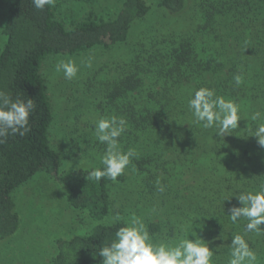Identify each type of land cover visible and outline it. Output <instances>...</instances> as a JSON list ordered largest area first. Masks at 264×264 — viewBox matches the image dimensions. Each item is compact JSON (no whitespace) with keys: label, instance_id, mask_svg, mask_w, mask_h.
I'll return each instance as SVG.
<instances>
[{"label":"trees","instance_id":"obj_1","mask_svg":"<svg viewBox=\"0 0 264 264\" xmlns=\"http://www.w3.org/2000/svg\"><path fill=\"white\" fill-rule=\"evenodd\" d=\"M159 5L178 18L179 25H165L149 40L135 42L129 57L109 69L104 79L100 76L104 68L89 77L87 94L100 98L94 102L100 115L111 113L127 120L128 128L119 138L122 150L135 148L138 154L113 182L86 178L92 167L101 166L92 157L105 150L89 120L85 162L79 169L61 171L63 159L50 138L54 115L41 69L50 55L126 45L133 26L149 15L152 6L148 0H124L113 18L90 16L67 27L57 18L54 4L41 11L31 0H0V12L8 8L0 91L14 99L31 98L35 104L30 131L25 136L9 135L0 143V239L16 234L21 225L14 191L40 172L68 191L73 208L88 211L99 222L87 234L58 238L53 264H101L98 248L124 226V222L104 223L112 213V189L134 179L145 184L150 195L161 193L157 180L164 194L183 186L177 189L187 192L180 194L185 206L191 204L197 215L211 217L209 234L224 243V256L232 234H243L246 221L233 225L227 214L238 204L235 195L254 190L264 180V148L251 136L245 120L255 111L264 115V0H195L193 5L192 0H161ZM237 74L244 80L240 86L233 80ZM202 86L241 105L245 119L231 135L220 138L213 129L188 125L193 117L187 98ZM96 107L92 108L98 113ZM249 124L254 127L250 119ZM150 228L161 229L159 224ZM246 239L264 264V236L249 233Z\"/></svg>","mask_w":264,"mask_h":264},{"label":"rangeland","instance_id":"obj_2","mask_svg":"<svg viewBox=\"0 0 264 264\" xmlns=\"http://www.w3.org/2000/svg\"><path fill=\"white\" fill-rule=\"evenodd\" d=\"M10 1L12 0H7ZM123 1L55 0L53 4L57 18L70 27L90 16L113 18ZM160 1L148 0L152 9L146 18L133 26L126 45L122 43L108 49L97 47L76 55H50L43 61L41 74L45 79L54 115L50 138L52 145L62 156L63 173L85 162L82 155L85 149H90L85 139L91 131L87 121L93 124L101 116V109L94 103L97 99L100 101V98L92 93L87 94L91 82L89 77L96 74L97 68H104L100 72L104 79L108 76L106 72L110 71L109 69L118 68L124 59L129 57L135 42L149 40L150 34H158L159 29L165 25H179L178 18L170 17L159 5ZM194 1L192 0V5ZM7 14V7L0 12V51L6 42L3 28ZM60 59L75 60L80 66L75 79L68 81L62 73L55 72V64ZM89 60L91 67H87ZM93 106L97 108L98 113L94 112ZM111 115L109 113L108 116ZM100 156L94 155L93 161H99ZM89 158L91 159V156ZM142 185L134 179L113 187L112 213L104 223L124 222L135 213L144 219L155 240L167 241L181 235V226L191 224L192 220L197 219L195 224L203 228L197 227L195 231L205 241L210 242L209 247L215 250L213 264H226L227 256L221 252L224 243L218 238L213 239L209 234L210 229L213 230L211 217L197 215L191 211V204L185 206V199L180 194L187 195V192L177 189L183 186H174L172 192L167 194L161 192L159 195H150L144 188L145 184ZM13 197L17 202L21 225L16 234L0 239V264H53L58 238L87 234L99 223L88 211L73 208L68 202V191L46 172L38 173L16 189ZM117 215L120 217L118 221L114 219ZM151 224H159L161 229L154 232L150 228ZM189 238L195 239L191 235ZM258 264L261 263L258 261Z\"/></svg>","mask_w":264,"mask_h":264},{"label":"clouds","instance_id":"obj_3","mask_svg":"<svg viewBox=\"0 0 264 264\" xmlns=\"http://www.w3.org/2000/svg\"><path fill=\"white\" fill-rule=\"evenodd\" d=\"M37 10H44L53 4V0H31ZM87 67H91V60ZM80 66L75 60L60 59L55 64V72L62 73L64 79H75ZM236 86L243 84L240 74L233 77ZM187 108L192 114V122L204 130L213 129L215 135L224 138L239 128L242 119L241 105L233 98L218 95L214 88L202 86L189 93ZM35 109L33 99H22L0 91V143L9 135L25 136L30 131V116ZM249 119L254 125L249 124ZM247 130L257 138V143L264 148V115L255 111L251 113ZM128 128L127 120L116 115L101 116L94 122V136L105 145V150L99 158L100 167H92L87 173V180L100 181L108 178L113 182L123 175L137 157L135 148L122 150L119 138ZM80 163L76 168H80ZM159 192L165 188L157 180ZM238 204L230 208L227 214L231 224L237 225L241 220L244 224L243 234L233 233L228 245L226 264H258V255L250 247L246 237L254 233L257 237L264 236V180L254 190L241 191L237 195ZM231 200V198L227 199ZM119 215L114 219L119 220ZM181 226V235L167 241L155 240L150 234L144 219L132 213L119 227L114 238L103 243L98 248L101 264H213L214 251L196 231L195 224ZM203 228V227H199ZM190 235L195 239H190Z\"/></svg>","mask_w":264,"mask_h":264}]
</instances>
